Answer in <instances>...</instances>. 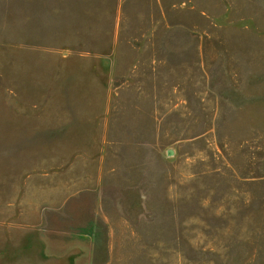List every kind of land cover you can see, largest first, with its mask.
Listing matches in <instances>:
<instances>
[{
	"label": "rangeland",
	"instance_id": "obj_1",
	"mask_svg": "<svg viewBox=\"0 0 264 264\" xmlns=\"http://www.w3.org/2000/svg\"><path fill=\"white\" fill-rule=\"evenodd\" d=\"M92 87L96 264H264V0H0V264L77 239L49 244L54 145L14 108ZM29 187L33 217H12Z\"/></svg>",
	"mask_w": 264,
	"mask_h": 264
},
{
	"label": "crops",
	"instance_id": "obj_2",
	"mask_svg": "<svg viewBox=\"0 0 264 264\" xmlns=\"http://www.w3.org/2000/svg\"><path fill=\"white\" fill-rule=\"evenodd\" d=\"M85 92L89 94L86 96V101L72 100L73 97H71L66 102L43 103L38 107L33 104H20L19 108H14L17 117L24 122L32 124L37 121L40 123L39 127L45 126L43 131L47 132L45 142L54 145L53 148L46 147V155L57 159L54 164L56 168L51 172H46L44 176L46 179L44 186L48 190V194H45V201L50 214L48 213L43 221L51 227L52 234L50 233L51 236L48 238L49 244L59 243L60 246L68 247L69 240L77 237L67 251L58 257L52 253L45 264L57 262L53 260H65V264H96V253L99 252L96 250V205L97 190L102 184V168L100 156H97L96 152L102 148V124L98 113L100 106L96 105V87ZM77 93L81 95L84 91ZM34 109L38 112L36 113ZM104 137V141L107 142V135ZM74 140L81 141V149L77 154L70 155L67 143ZM69 157L74 159L68 161ZM33 178L34 176L29 174L27 185L32 184ZM32 189L29 187L30 191L26 194V198L23 194L19 215H12V217L19 216L20 219L23 217L26 221L31 220L36 211L33 201L39 198L37 193L33 196ZM27 196H29L28 199ZM75 207L79 214L76 219L82 222L78 223V228L74 230L67 224L70 219L74 220L76 217L71 216ZM12 217L7 215L5 220H11ZM88 227L92 229L87 230ZM49 244L44 245L45 251Z\"/></svg>",
	"mask_w": 264,
	"mask_h": 264
},
{
	"label": "water",
	"instance_id": "obj_3",
	"mask_svg": "<svg viewBox=\"0 0 264 264\" xmlns=\"http://www.w3.org/2000/svg\"><path fill=\"white\" fill-rule=\"evenodd\" d=\"M170 153V152H169Z\"/></svg>",
	"mask_w": 264,
	"mask_h": 264
}]
</instances>
